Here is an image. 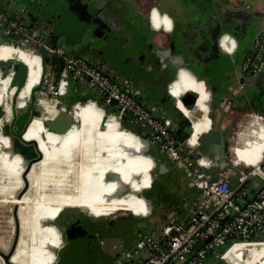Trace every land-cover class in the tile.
Returning a JSON list of instances; mask_svg holds the SVG:
<instances>
[{"label":"flooded vegetation","instance_id":"flooded-vegetation-1","mask_svg":"<svg viewBox=\"0 0 264 264\" xmlns=\"http://www.w3.org/2000/svg\"><path fill=\"white\" fill-rule=\"evenodd\" d=\"M5 1L7 0H0V3L3 4ZM10 1L21 4L22 13L31 21L30 28L36 30L47 45L63 47L70 53L79 47L80 50L88 51L89 56L87 58L85 56L87 60L94 62L101 69L113 71L118 77L127 78L140 88L143 98H154L169 112L173 111L174 99L166 93L165 86L173 77L175 70L184 67L194 72L198 66L205 65L204 73L200 77L204 78L203 81L211 93L210 110L213 109L212 102L215 100L212 96H216L211 84L214 80L213 70L215 68L220 70L221 75L227 73L225 76L232 78L237 92L229 108L224 112L228 123L222 127V131L228 135V141L222 143L220 160L227 155L231 138L228 127L229 124H233L236 116L246 111L264 114V84L262 85L258 79L264 68L251 75L240 72L242 60L251 53L252 42L264 26V6L252 7V4L242 6L241 3H237L238 6L231 7L226 0H182L181 6L185 13L183 27L188 26L192 34L198 36L197 41L193 39V53L186 54V48L181 44V41L184 42L185 33L180 34L175 30L181 24L180 15L165 7V0ZM60 3H65L63 9L56 8ZM252 9L262 18L254 17ZM152 10L157 14L164 12L169 14L172 32L170 37L173 40L178 38L177 42H172L175 44L173 48L169 45L171 40H164V34L153 29L149 19ZM34 25L38 28H34ZM226 34L235 40L232 55L225 53L220 46L219 40ZM34 46L39 49L42 56L49 54L43 46L36 44ZM200 53H205L209 61L204 62ZM48 64L45 59L43 65ZM13 72L15 83H18L20 76L18 65L17 67L13 65ZM250 80L255 89L249 87ZM256 83L260 85L256 86ZM41 86L31 93V99L27 101L30 115L23 117L18 113L14 114L13 123L4 130V134L11 142L7 143L9 155L18 151L14 149L13 140L21 136L29 117H32V101L34 96L36 97V91L41 90ZM71 97V93L60 90L58 95L60 103L58 102L56 107L69 105L68 99ZM174 115L175 113L173 117ZM37 118L41 121L46 120L41 115ZM47 149L50 151V147ZM31 150L36 154L28 158L26 154L20 153L22 160L24 157L28 161L38 160L39 154L35 146L28 152ZM145 151L154 161L149 174L150 186L139 190L137 195L144 212L134 213L126 209L122 214L109 217L114 204H109L105 208L106 217L99 215L98 212L90 214L86 208L78 206L63 209L53 221L62 240L56 264H113L120 248L122 252L128 249L143 231H153L169 217L182 213L184 206L193 198V189L188 185L186 173L157 147H145ZM197 151L206 154V150L201 146ZM48 157L47 163H50L52 161L50 153ZM19 163L23 161H18ZM162 165L165 166V170L161 168ZM3 166L1 163L0 168ZM44 168L42 165L39 167L35 165L34 171L45 178ZM215 168L220 169L219 166ZM16 172L18 169L15 168L14 173ZM40 185L43 184L40 182ZM90 187L94 189L93 186ZM44 189L49 191L50 185ZM183 194L188 197L183 198Z\"/></svg>","mask_w":264,"mask_h":264},{"label":"crops","instance_id":"crops-1","mask_svg":"<svg viewBox=\"0 0 264 264\" xmlns=\"http://www.w3.org/2000/svg\"><path fill=\"white\" fill-rule=\"evenodd\" d=\"M70 1L73 2V0ZM226 2L231 7L238 6L237 3H241L242 6L248 4H252V7H256V5L264 6L263 0H226ZM64 5L65 3H60V6H56V8L60 7L63 9ZM181 5H183L182 0H165L164 2L165 7L180 15L181 24L175 30L179 31L180 34L185 33L184 42L181 41V44L186 48V54H189L193 53V39L197 41L198 36L196 34L193 35L192 30L188 26L183 27L182 23L185 13ZM0 9L4 10L26 28L31 29V21L22 13L21 4H18V2L15 3L7 0L3 4L0 3ZM253 12L252 15L254 17H261L255 10ZM247 13L249 14L250 12ZM169 17L167 12L157 14L152 10L149 13V19L153 29L162 32L164 34V40H171L169 45L173 48L175 45L173 43L174 41L177 42L178 38L173 40L170 37L172 32ZM152 18H158L159 23L158 20H154L153 22ZM34 28L38 27L34 25ZM0 36H2V33H0ZM225 39L228 38L225 37ZM43 49L46 50L47 47L44 46ZM205 53H200L199 55L204 62H208L209 59H207ZM71 54L86 56V58L89 56V52L84 51V49L80 50V47L76 50H71ZM176 58L181 59V57ZM5 60L20 62L28 70L25 84L21 88L15 104L12 102L14 90H16L12 81L14 73L10 69L5 71L0 70V164H4L3 168H0V208H5L8 203L19 205L20 210L23 206H26L24 214L25 218H27L24 219L23 229L20 226L21 234H19L18 245H16L12 253L11 262L14 264H27V262L30 264H56L54 250L62 247V240L55 235V232H59L56 226L50 222L45 223V220L52 218L49 210L53 213H59L67 207L78 206L86 208L90 214L98 212L99 215L106 217L105 208L109 204H114V209L112 213L110 212L109 217L122 214L126 209L132 210L134 213L144 212L141 200L135 197L133 192L150 186L151 179L149 174L153 166V161L149 156L144 154L145 148L142 142L126 130L114 126L110 121L102 123L104 119L102 120L101 113L98 112L92 103L86 102L75 107L77 125L73 126L67 133L66 137L69 140L68 142L61 145L52 142L46 134V129L42 123L43 121L37 117L30 119L31 121L24 133V138L27 140H35L40 149H42V141H44L45 146L50 147L49 153L52 161L47 164H42L40 160L36 165L38 167L40 165L45 167V178H52V188L59 189L62 184L78 182L77 187H73V192L77 193L79 199L77 200L73 197H71L72 200L66 197L58 199L43 194L40 178L34 176L28 178V190L21 198L17 199L16 193L18 192L19 186L9 172L14 173L15 168L19 171L20 166H18V161L21 162L23 160L17 154L9 155L7 143L9 142L11 144V142L9 137L4 135V132L2 133V126L10 124L14 120L13 108L16 106L19 108L24 102H27L32 90L38 87L43 66L42 57L33 49L18 50L10 43H0V61ZM49 64L51 65V63ZM204 67L205 65L203 67L198 66L196 71L193 70L194 72L180 67L175 70L173 77L167 81L165 86L166 93L172 99H180L187 92H195L198 96L193 106V112L196 111L199 113L198 117L194 118L193 112L190 110L183 111L187 115L192 114L189 116V119L194 124V134L198 131L204 132L209 129L211 120L208 116L216 119V121L222 118L223 115L225 116L224 112L229 108L237 92L232 78L225 76L227 74L225 72L221 75L220 70L215 68L213 70L214 80L211 84L212 90L216 92V96H212V98H215L212 102V111H216V113H210L211 93L203 81L204 78L200 77L204 73ZM258 79L263 85L264 72L260 74ZM248 85L250 88L255 89L252 81ZM258 85L260 84L256 83V86ZM150 99L155 100L154 98ZM150 99L145 100L148 101ZM64 106L63 104L62 107L64 108ZM160 107L164 108L161 105ZM224 125L222 122V125H219V127L222 128ZM232 128L229 148L232 153L231 158L233 162L237 166L256 164L264 153V117L257 112L246 111L236 116ZM195 154L196 157L201 158L202 165L204 164L211 168L214 167L212 166L214 161L210 156H207L204 152L201 155H198L197 152ZM10 156L14 161L9 159ZM68 157L73 158L72 163L68 161ZM228 165L229 163L226 162L222 169H216L218 176L211 172L212 170L209 171L206 169V172L208 176L224 177L232 185H235L236 183L228 175L220 172V170L226 169ZM231 167L235 168L236 166L232 163ZM105 173L116 176L118 180L108 182L104 176ZM120 185L129 187L131 192L124 196H117L116 192L120 190ZM47 186L49 187V185ZM246 186L249 190V196L253 197L260 187V181L256 178H251ZM16 187L18 188L13 190ZM195 192L193 191L192 193L194 197ZM187 197L183 194V198ZM8 221L7 228L9 231H7V234L6 232L0 234V251L3 252L9 248L8 245L11 242L13 227L11 217H9ZM22 242L24 243L25 254L21 250ZM237 253L238 245H233L227 256L233 264L261 262L259 259L242 262L238 260ZM26 257H30L29 260H26ZM0 264H4L1 257Z\"/></svg>","mask_w":264,"mask_h":264},{"label":"built area","instance_id":"built-area-1","mask_svg":"<svg viewBox=\"0 0 264 264\" xmlns=\"http://www.w3.org/2000/svg\"><path fill=\"white\" fill-rule=\"evenodd\" d=\"M153 18V22L158 20ZM0 30L6 43L31 48L41 57L34 44L46 46L47 52L60 60L59 79L56 80L55 66L48 64L46 70L43 67L38 85L46 87V90H39L44 94L40 101H51L55 110L52 117L63 110L56 107L58 95L71 83L84 95V98L67 105L74 117L76 106L92 103L101 113L104 123L110 121L140 142L145 141V147H157L189 176L188 185L196 190L195 197L184 206L181 214L169 217L153 231H143L128 249L115 257L113 264H207L212 259H225V253L234 244L264 243L259 239V236L264 237V157L257 166L242 168L231 158L234 166L239 167V180L235 185L224 177L215 176L212 180L206 170L198 167L203 163L195 154L199 142L190 144L189 138L185 139L188 151L184 152L172 127L173 114L182 112L178 101L188 110L193 106L188 107L181 99L174 98L173 111L169 112L156 103L147 102L140 88L127 78L101 69L84 56L71 54L63 47L47 45L36 30L26 28L2 9ZM219 42L225 53H234L235 40L230 35H223ZM263 68L264 26L252 42L251 53L242 60L240 72L251 75ZM89 93H95L96 98L89 97ZM39 116L40 112L30 119ZM129 124L133 126L129 127ZM251 178L260 181L253 197L249 196L246 186ZM223 246L227 248L220 251ZM210 252L213 253L211 257Z\"/></svg>","mask_w":264,"mask_h":264},{"label":"water","instance_id":"water-1","mask_svg":"<svg viewBox=\"0 0 264 264\" xmlns=\"http://www.w3.org/2000/svg\"><path fill=\"white\" fill-rule=\"evenodd\" d=\"M0 43H6L5 39L2 36H0ZM1 62H4L2 65H0L1 71H5L8 69L13 71V65L15 64V67H17V64L20 63V62L14 61V60H5V61H1ZM27 73H28V70L26 69L25 79L20 83H15V78L14 77L12 78L13 85L16 88V90H14V94L12 97L13 104H15L17 102L18 94H19L21 88L25 84V81L27 78ZM199 81H202V80H199ZM41 89L46 90V87L42 85ZM82 94H83V92H82ZM197 98H198V96L196 95L195 92H187L180 99L182 100V102L186 106L190 107V106L195 105ZM27 105H28V102H24L21 107H19V108L17 106L14 107L13 108V114L18 113L19 115H22L23 117H28L30 115V110H29ZM37 112H38L37 115H39L38 110H37ZM174 117H175V120L172 124V127L174 129L176 139L180 143L181 149L184 152H187L188 148L186 146L185 139L189 138L192 134L191 121L186 115H184L180 111H177L175 113ZM30 118L31 117H29L27 124H25L24 131L21 134V136L16 137L13 140L14 149H18V151L16 153H13V155H16V154L20 155V153H22V155L26 154L28 158L29 157L32 158L36 154V152H34L33 150H31V152H28V150L31 149L33 146H35V148L37 149V152L39 154L38 160H40V159H42L43 154L39 148L38 143L35 140H27L24 138V133L26 132L28 124L31 121ZM208 118L211 120V125L207 131L200 134V136L198 138V142H199L200 146L202 147V149L206 150L207 156H210L214 159L212 166H214V167L219 166V168L222 169L224 164H226V161L220 160L222 157V153H221L222 143H226L228 141V135L225 132H223L222 128H220L219 126H216V127L214 126L213 120L210 116H208ZM11 123H13V121ZM102 123H104V121ZM10 124H6L4 127H2V133L4 132V130L6 128H8L10 126ZM44 124H45L48 132L56 134L58 136H63V135H66L72 129L73 126L77 125V120L69 112V110L66 109V110H59V112L54 117L47 119L44 122ZM132 126H133L132 124H129V127H132ZM145 143L146 142L143 141L144 148L146 146ZM144 154L149 156L151 159H153V157L150 156L146 151H144ZM197 154L201 155L202 151H197ZM217 161H220V162H217ZM33 163H34L33 160L28 161L24 157L23 169L21 172V177L23 179L24 186H23L22 190L18 192L19 195L21 193H23L28 188L27 174H28ZM161 168H163V170H165L164 165H162ZM104 176H105L106 180H108V182L118 180V178L116 176H112L109 173H105ZM214 179H215V176L212 177V180H214ZM129 192H131V189L129 187L120 185V190L118 192H116V195L117 196H124L125 194H127ZM139 192L140 191L133 192V195L135 197H137ZM59 213L57 214V216L59 215ZM55 218H49V219L45 220V222L46 223L50 222L52 225L56 226L53 222ZM18 233L19 232L16 228V232H15V235H14V238L12 240V243H11L9 250L6 253L0 251V257L4 260V262L6 264H13L10 262V260H11L12 253H13L14 249L16 248V245L18 242V238H19ZM259 239L261 241H264L263 236H259ZM57 252H58V249L54 250V253L56 254V258H57ZM121 252H122V249L120 248V250L117 252V254H120Z\"/></svg>","mask_w":264,"mask_h":264},{"label":"rangeland","instance_id":"rangeland-1","mask_svg":"<svg viewBox=\"0 0 264 264\" xmlns=\"http://www.w3.org/2000/svg\"><path fill=\"white\" fill-rule=\"evenodd\" d=\"M39 50V49H38ZM48 60V58H46V61ZM0 63H4V62H1L0 61ZM43 64V63H42ZM1 65V64H0ZM43 67H44V70H46L45 69V65H43ZM119 82H120V80H118ZM120 83H122V82H120ZM36 89V88H35ZM41 92L39 91V90H37L36 91V95H39L38 97L36 96H34V99H33V101H32V105H33V107L36 109V105L40 102V96L42 97V95L44 96V94L43 93H41ZM38 98V99H37ZM18 100V99H17ZM39 100V101H38ZM147 101V100H146ZM149 102H151V103H156V104H158V106H160V104L157 102V101H155V100H152V99H150V100H148ZM147 101V102H148ZM37 110V109H36ZM211 112H213V113H216V111H212V110H210V113ZM222 114H223V112H221ZM208 114H209V112H208ZM198 115H199V113L198 112H196V111H194L193 112V116H194V118L195 117H198ZM216 115V114H215ZM217 116H219V115H217ZM174 120H175V117H172L171 118V122H174ZM212 120H213V124H214V126L216 127V126H219V125H221L222 124V122L224 123V124H227L228 122H227V118H226V116H224L223 115V117L222 118H220L219 120L217 119V121L214 119V118H212ZM230 126L228 127V129H229V133H230V136H231V134H232V125L231 124H229ZM5 126V125H4ZM4 126H2V127H4ZM132 131V130H131ZM224 147L226 148V146L224 145ZM200 148V144H199V146L197 147V149H196V151L198 150ZM42 153H43V157H42V163L44 164V163H47L48 161V154H49V150L47 149V147L44 145V141H42ZM225 152H226V149H225ZM227 155H225V157H224V161H226V162H228L229 163V165L227 166V168L226 169H224V170H220V172H222L223 174H226V175H228V177L230 178V179H232L233 181H234V183H237L238 182V180L239 179H237V171H238V168L240 167H235V168H233V167H231L232 166V163H231V161H230V159H231V153H230V151H229V149L227 150ZM200 169H204V170H206V169H208L209 171L210 170H212L211 172H213V173H215L217 176H218V171L216 170V168H211V167H209V166H203V165H201V164H199V166H198ZM241 168H242V166H241ZM214 176V175H213ZM220 176V175H219ZM186 178H187V180L189 179V176L186 174ZM77 184H78V182H72V183H66V184H62V185H64L65 186V195H70L71 197H73L74 199H79V196L77 195V193H74L73 192V187H77ZM27 190V189H26ZM26 190L23 192V193H21L20 195L18 194V193H16V198H20L22 195H24V193L26 192ZM193 191H196V190H194L193 189ZM56 198H58V199H62V197H56ZM25 207L26 206H23L22 208H21V210L19 209V205H17V204H11V203H8L7 205H6V207L5 208H0V234L1 233H5L6 232V234H7V231H9V229L7 228V226H8V220H9V217H11V219H12V222H13V227H12V232H11V242L9 243V248H10V246H11V243H12V240H13V238H14V235H15V232H16V228H17V230H18V234H21L20 232H21V230H20V226H22L23 225V223H24V219H27V218H25V214H24V212H25ZM24 210V211H23ZM49 214H50V216L52 217V218H55L56 216H57V212H55V213H53L51 210H49ZM20 213V214H19ZM19 216H20V221H19ZM46 223V222H45ZM22 229H23V226H22ZM53 232V231H52ZM23 233H24V230H23ZM55 235H56V237H60L61 235H60V233L59 232H55ZM61 240V239H60ZM238 245V253H237V258H238V260H241L242 262H246V261H249V260H255V259H259L261 262H259V263H252V264H264V244L263 245H251L250 247L248 246V245H244V244H237ZM24 243L22 242V246H21V250H22V252L25 254V250H24ZM230 252V251H229ZM228 252V253H229ZM228 253L225 255V259H219V260H211V261H208L207 262V264H233L229 259H228ZM30 258V257H29ZM29 258H27L26 257V260H29ZM4 261V260H3ZM204 264H206L205 262H204ZM243 264H248V263H243Z\"/></svg>","mask_w":264,"mask_h":264},{"label":"bare ground","instance_id":"bare-ground-1","mask_svg":"<svg viewBox=\"0 0 264 264\" xmlns=\"http://www.w3.org/2000/svg\"><path fill=\"white\" fill-rule=\"evenodd\" d=\"M226 41L228 40V39H225ZM14 48H16V49H18V50H28V49H30V48H23V47H17V46H14V45H12ZM31 99V97L28 99V100H30ZM180 100V99H179ZM39 101V100H38ZM178 106L180 107V109H181V111L183 112V111H186V110H188L187 108H185V107H183L182 106V103L180 102V101H178ZM36 109L37 110H39V112H40V115L41 116H43L46 120L47 119H49V118H51L54 114H55V110H54V108L52 107V103H51V101L50 100H45V99H43V100H41L37 105H36ZM194 109V108H193ZM193 109H191L190 111H192L193 112ZM258 113V112H257ZM183 114L184 115H186L188 118H189V116H191V115H187V114H185L184 112H183ZM260 115H262L263 117H264V114H262V113H259ZM46 120H44L42 123H43V125H44V128L46 129V134L49 136V138H50V140L52 141V142H54V143H57V144H63V143H65V142H68L69 140H68V138L66 137V135H63V136H58V135H56V134H53V133H50V132H48V130H47V128H46V126H45V124H44V122L46 121ZM29 125V124H28ZM114 125V124H113ZM114 126H116V125H114ZM193 127H194V124L192 123V127H191V130H192V134H191V136L189 137V143L190 144H195L196 142H198V138H199V136H200V134H202L203 132H197L196 134H194V132H193ZM28 128V127H27ZM205 132V131H204ZM230 145V144H229ZM40 148V147H39ZM41 150V149H40ZM229 151H230V148H229ZM42 152V151H41ZM230 153H231V151H230ZM43 154V153H42ZM232 154V153H231ZM264 157V153H263V155H262V157L260 158V160L256 163V164H254V165H247V166H242V167H248V166H257L260 162H261V160H262V158ZM73 159V158H72ZM71 158H69L68 157V161L69 162H73V160H72ZM41 160V159H40ZM40 160H36L33 164H32V166H31V168H30V170H29V172H28V174H27V180H28V178L30 177V176H34V177H39L40 178V181H41V183L43 184L42 185V193L43 194H45V195H47V196H50V197H62V198H68L69 200H72L71 199V196L70 195H65V192H64V189H65V186L64 185H61L60 186V188L59 189H54V188H52V178L51 177H49V178H43V177H41L39 174H36V172L34 171V167H35V165L37 164V162L38 161H40ZM18 166H20L21 167V170H19L18 172H16V173H12V172H9V173H11L12 174V176L14 177V179H15V181H16V183L18 184V186H19V189H18V192L19 191H21L22 190V188H23V186H24V182H23V179H22V177H21V172H22V169H23V163H19L18 164ZM47 185H50L51 187H50V190L49 191H46V189H44V187H46ZM28 188H29V182H28ZM28 188H27V190H28ZM26 190V191H27ZM17 192V193H18ZM65 195V196H64ZM22 197V196H21ZM20 197V198H21ZM17 199H19V198H17ZM20 214V213H19ZM239 244V243H238ZM264 243H245L244 245H248L249 247L251 246V245H263ZM18 245V244H17ZM234 245H237V244H234ZM240 245V244H239ZM233 246V245H232ZM231 246V247H232ZM231 247L227 250V252L225 253V255L231 250ZM9 250V248L5 251V253L7 252ZM15 250V249H14ZM3 252V251H2ZM14 252V251H13ZM225 255H224V257H225ZM3 260V259H2ZM4 262V261H3ZM10 262H11V260H10ZM12 263V262H11ZM4 264H6L5 262H4ZM14 264V263H13ZM27 264H30L29 262H27Z\"/></svg>","mask_w":264,"mask_h":264},{"label":"trees","instance_id":"trees-1","mask_svg":"<svg viewBox=\"0 0 264 264\" xmlns=\"http://www.w3.org/2000/svg\"><path fill=\"white\" fill-rule=\"evenodd\" d=\"M1 33V30H0ZM45 57V58H44ZM48 58V60L46 62L51 63L52 65L55 66V72H56V80L59 79L60 76V72L62 69V64L60 62V60H58L56 57L51 56L50 54H48L47 56H42V63L43 61ZM91 64L96 65L94 62L90 61ZM2 64V63H0ZM18 72L20 74L19 78H18V83L22 82L25 79V72H26V68L22 63H18ZM66 92H69L72 94V97L68 99V104L72 103L73 101L77 100V99H82L84 98V95L82 94V92L80 90H78L77 88H75L71 83L67 86V90ZM89 97H93L96 98L95 93H89L88 94ZM62 100V99H61ZM67 102V101H66ZM31 107L33 108V115H37V110L33 107V105H31ZM61 107V106H60ZM191 107V106H190ZM59 108V107H57ZM60 109L66 110L67 109V105L63 107H61ZM9 159H12L11 156L9 157ZM177 204V203H176ZM227 247L223 246L220 248V251H224ZM212 252L209 253V256H212ZM217 261V260H216Z\"/></svg>","mask_w":264,"mask_h":264}]
</instances>
